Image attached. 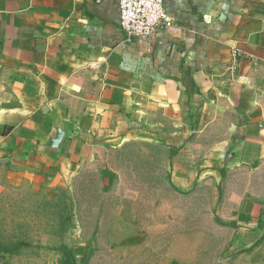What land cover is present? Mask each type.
I'll return each mask as SVG.
<instances>
[{"label":"crops","instance_id":"crops-1","mask_svg":"<svg viewBox=\"0 0 264 264\" xmlns=\"http://www.w3.org/2000/svg\"><path fill=\"white\" fill-rule=\"evenodd\" d=\"M163 7L128 37L119 0H0V181L105 175L110 151L162 144L177 188L214 171L228 258L264 264V0Z\"/></svg>","mask_w":264,"mask_h":264},{"label":"rangeland","instance_id":"rangeland-1","mask_svg":"<svg viewBox=\"0 0 264 264\" xmlns=\"http://www.w3.org/2000/svg\"><path fill=\"white\" fill-rule=\"evenodd\" d=\"M168 159L162 144L134 141L109 152V174L94 165L62 183L1 180L0 264H62V247L74 264H249L250 253L228 258L240 232L220 217L214 171L195 166L181 190Z\"/></svg>","mask_w":264,"mask_h":264},{"label":"built area","instance_id":"built-area-1","mask_svg":"<svg viewBox=\"0 0 264 264\" xmlns=\"http://www.w3.org/2000/svg\"><path fill=\"white\" fill-rule=\"evenodd\" d=\"M119 18L128 37H147L166 24L168 15L163 0H119Z\"/></svg>","mask_w":264,"mask_h":264},{"label":"trees","instance_id":"trees-1","mask_svg":"<svg viewBox=\"0 0 264 264\" xmlns=\"http://www.w3.org/2000/svg\"><path fill=\"white\" fill-rule=\"evenodd\" d=\"M3 250H7L10 251L11 248H2ZM62 253L64 255V261L62 262V264H74L75 263V259L73 254L71 253V251L65 247H62Z\"/></svg>","mask_w":264,"mask_h":264},{"label":"water","instance_id":"water-1","mask_svg":"<svg viewBox=\"0 0 264 264\" xmlns=\"http://www.w3.org/2000/svg\"><path fill=\"white\" fill-rule=\"evenodd\" d=\"M60 136H61V133H60V132L57 133V134H56V137H55V140H59V139L61 138Z\"/></svg>","mask_w":264,"mask_h":264}]
</instances>
